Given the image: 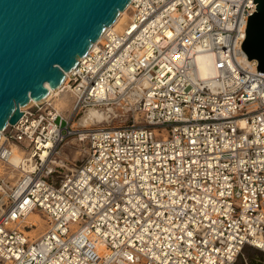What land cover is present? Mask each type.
<instances>
[{
  "label": "built area",
  "instance_id": "2783aa9c",
  "mask_svg": "<svg viewBox=\"0 0 264 264\" xmlns=\"http://www.w3.org/2000/svg\"><path fill=\"white\" fill-rule=\"evenodd\" d=\"M253 1L131 0L58 91L20 108L0 141V165L22 170L0 175V264H239L264 248V72L241 46ZM71 93V115L128 123L70 130ZM72 133L84 156L64 173Z\"/></svg>",
  "mask_w": 264,
  "mask_h": 264
},
{
  "label": "water",
  "instance_id": "95a60500",
  "mask_svg": "<svg viewBox=\"0 0 264 264\" xmlns=\"http://www.w3.org/2000/svg\"><path fill=\"white\" fill-rule=\"evenodd\" d=\"M131 0H0V131L45 98ZM241 46L264 72V0Z\"/></svg>",
  "mask_w": 264,
  "mask_h": 264
},
{
  "label": "rangeland",
  "instance_id": "374dc122",
  "mask_svg": "<svg viewBox=\"0 0 264 264\" xmlns=\"http://www.w3.org/2000/svg\"><path fill=\"white\" fill-rule=\"evenodd\" d=\"M127 20H128V12L122 15V19L116 27L117 28L122 27L123 25H121V24H125L124 22H127ZM69 95L70 94L63 95L61 97L66 98V100H68L70 103L71 98ZM59 99H57V100H59ZM109 107H112V106H109ZM112 111L116 112V113H119L118 111L126 112L125 108L120 107V106L114 107V110H112ZM69 112L70 111H66L65 114L69 115ZM86 112L81 111L78 114L74 113L73 115H71L69 117L70 118V120H69V129L70 130H77V129H81V128H86L83 125L81 126V121L79 119L82 116H84ZM78 120H79V122H78ZM77 123H78V125H77ZM127 123H128V120L127 121L122 120L121 117H117L114 120H108L107 121L105 119L104 121H101V122H99V121L92 122L90 124H87V128L88 127L90 128L91 126H94V125L105 124V125L118 126V125H123V124H127ZM82 146H83V144H82V141L80 140V136H79V134H76V133H72L67 138L66 142L62 143L59 146L60 152L58 154V157L60 159L67 160V162H68V165H67L68 168L65 167L62 170L64 173L68 172L69 168L74 167L75 164L77 165L80 163V160L84 156V150H82ZM16 153H19V152H16ZM20 157H21V154H19V155L16 154L15 155L16 161H18L17 159H20ZM15 159H14V161H15ZM21 173H22L21 169H19V170H8V169H6L0 165V175L7 176V178H9V179H12L14 177H18L21 175ZM33 214L35 215L34 217L38 218L36 213H33ZM28 220H29V218H27L26 222H28ZM39 220L40 219L38 218V221ZM45 228H46V223L44 221L37 222V226L34 227L29 234L31 236L36 237L40 233H42V231ZM238 263L239 264H262V263H264V248H262L260 246L250 245V244L245 245L243 247V249L241 250L239 256H238Z\"/></svg>",
  "mask_w": 264,
  "mask_h": 264
},
{
  "label": "bare ground",
  "instance_id": "6f19581e",
  "mask_svg": "<svg viewBox=\"0 0 264 264\" xmlns=\"http://www.w3.org/2000/svg\"><path fill=\"white\" fill-rule=\"evenodd\" d=\"M129 7H130V3H129V5H128L127 7H125L124 9H122V10L118 13V15H117L116 18L114 19L113 23L110 24L109 26H107V27L104 29V31L101 33V35L98 37V39H97L96 41H94V42L91 44V47H93L97 42H99V41L102 39V37H103V35H104V33H105V30H106L107 28H109V27H111V26H117V25L119 24V22H120L121 19H122V15L128 12ZM124 23H126V22H124ZM121 25H124V24H121ZM119 28H122V27H119ZM91 47H90V48H91ZM210 61H211V58H207V59H205L204 61H202V63H201V68H202V71L204 72V74H206V73H208V72L210 71V68H209V62H210ZM73 70H74V69H71V70H67V71L65 72V77H64L63 81H62V82L60 83V85H58L57 87L52 88V87L47 83L46 86H47L48 90H50V91H49L48 95H47L45 98H43L42 100H45V99H47V98H50V96H52V94H53L55 91H58L59 88L65 83V81H66V79H67V76H68ZM69 96H70V98H71V102H70V103H69V101L66 100V98H64V97H60V99L57 100V101H58V102H57V106H58V108L61 110L62 114L65 115V116H67V117H70V116H71V114H72V113H71V110H72V107L74 106V102H75V101H74V94L71 93ZM30 100H31L32 102H31V104H30L29 106H31L32 104L36 103V101L34 100V98H30ZM40 101H41V100H40ZM27 107H28V106H27ZM25 108H26V107H25ZM22 109H23V108H22ZM66 111H70V112H69V115H66V114H65ZM107 113H108V110H101V109L90 108V109L85 113L84 116H82L81 118H79L80 121H81V126H82V125H83V126H87V124H90V123L95 122V121H99V122L104 121V120L107 118ZM78 122H79V120H78ZM77 125H78V123H77ZM3 131H4V129H2V130L0 131V141H1V136H2ZM87 131H88V128H83V129L80 131V135H83V134L86 133ZM59 152H60V151H59ZM16 154L19 155V154H21V152L19 151V153H16ZM16 154H15V155H16ZM15 155L12 157V162H13L14 164H18V163L20 162V160L22 159V154H21L20 159H17L18 161H16V159H15ZM14 159H15L16 162L14 161ZM33 213H36V214H37L38 218L40 219L39 221H38V218H37V217H34L35 215H34ZM28 218H29L28 222H29V223H32L33 225H35L36 222H42V221H43L42 216H41L39 213H37V212H32V213H30L29 216H28ZM262 264H264V263H262Z\"/></svg>",
  "mask_w": 264,
  "mask_h": 264
}]
</instances>
